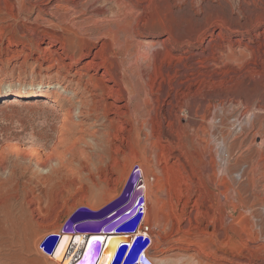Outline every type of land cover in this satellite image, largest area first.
I'll return each mask as SVG.
<instances>
[{
	"label": "bare ground",
	"instance_id": "1",
	"mask_svg": "<svg viewBox=\"0 0 264 264\" xmlns=\"http://www.w3.org/2000/svg\"><path fill=\"white\" fill-rule=\"evenodd\" d=\"M50 1L0 0V22L6 20V17L17 19L20 14H44L48 11ZM64 1L68 8H74L77 6L76 1L80 0ZM113 1L116 4L112 10V15L116 18L114 20H105L103 10L94 7L97 9L95 17L101 21L100 24L96 23L98 25L91 32L98 36L95 37V40L98 39L97 44H93V37L80 36L68 29L59 36L45 32L48 37L57 38V46L54 47L51 40L47 41L48 45L41 46L46 56L44 63L40 64L39 82L46 87H62L72 93V105L65 113L68 120L64 124L65 134L64 137L61 136V144L66 149L57 148L56 151V159L63 168L55 172L65 174L66 171L62 170L66 169L73 174L85 169L89 176L86 179L87 185H79L75 196L70 197L61 192L59 196H54L56 200L53 203L33 207L17 219H12V206L7 205L6 200L13 181L1 179L0 264H74L81 257L89 234L92 235L89 241L91 247L81 264H95L105 240L106 247L97 264H123L135 238L146 240L140 248V254L143 255L141 259L145 263L133 262L134 258H138L135 253L129 260H125V264H160L158 257L164 259L165 264H214L218 261L210 253V249L202 244L201 238L208 236L216 243L224 239L221 228H216L215 224L218 214L220 224H223L222 195L227 194L228 188L219 192V186L211 178L214 175L213 167L207 165L194 135L189 131H197L200 126L197 118L201 91L195 85L200 74L198 63L206 50L209 49L210 54L222 51L212 45L207 46L213 42L212 38L208 39L207 44H203L204 34L197 17L184 14L179 8L176 12H162L160 8L167 5L169 0H147L144 4H141L144 0ZM104 22L107 23L103 24ZM248 22L240 24L245 29L235 40L238 44L243 43L246 35L252 34L258 23L263 26L257 31V35L264 37V4L262 11H258L253 18L250 17ZM221 23L228 22L222 20ZM211 24L213 23L210 22L209 25ZM21 25L28 27L26 23ZM158 27L165 31V35L157 43L158 48H154V52L152 50V69L144 77L132 71L122 56L127 46L139 47L141 41L139 38L123 41L118 33L120 28H124L129 33L142 37L144 29L150 32ZM229 28L230 26L227 27L228 31ZM178 29L186 31L178 33ZM216 36L219 37L220 34ZM187 61H192L193 65V87H187L185 82L178 81L184 74L179 71L178 66ZM34 94L35 98H23ZM45 94L41 89L15 92L3 99L0 106L36 104ZM40 96L42 98H37ZM45 103L49 104V101L45 99ZM73 116L76 119H72ZM86 136L93 139L98 149L93 154L77 146L79 143L87 144ZM67 154L71 157L68 158ZM225 170L229 169L226 167ZM228 175L226 173L225 176ZM130 177L129 187L122 200L98 216L103 217L115 210L136 189L138 194L135 192L130 208L139 197L140 200L131 214H126L129 208L120 210L114 217L125 215L106 231H101V227L112 219L102 224L90 222L85 225L86 229L78 226V230H74V224L93 217L94 212L116 200ZM226 179L225 181L230 178ZM66 187L67 192L71 193L73 186L68 184ZM46 194L45 190L44 196ZM244 200L246 201V197ZM139 206L142 207L138 215ZM79 209L83 211L67 224L72 214ZM204 221L207 223L204 224ZM37 224L39 226L35 228ZM122 224L124 225L121 226ZM118 225L121 227L115 232L114 228ZM123 241L127 243L118 247L114 258L117 245ZM43 243L49 244V252L42 248ZM253 245L247 244L249 256H254L255 248L260 247L258 243ZM228 260L229 264H250L246 262L247 256L242 252L232 254Z\"/></svg>",
	"mask_w": 264,
	"mask_h": 264
},
{
	"label": "rangeland",
	"instance_id": "2",
	"mask_svg": "<svg viewBox=\"0 0 264 264\" xmlns=\"http://www.w3.org/2000/svg\"><path fill=\"white\" fill-rule=\"evenodd\" d=\"M82 1H76L78 7L68 8L64 0H51L47 6L49 12L39 15L33 12L28 16L20 14L17 19L6 17V20L0 22V102L15 92L36 89L46 92L45 97L36 104L0 106V180L13 181L9 187L11 190L6 193L7 205L12 206V219L19 218L23 212H29L33 207L53 203L56 200L54 196H59L61 192L73 197L78 194L76 189L79 185H87L86 179L89 174L85 169L73 174L66 169L62 171L69 172L67 174L55 172L63 168L56 159V151L57 148L66 149L65 145L61 144V140L65 134L64 124L68 122L65 113L72 105V93L63 90L62 87H46L38 79V73L41 72L40 64L44 63L46 56L41 46L48 45L49 40L53 41L54 47L57 46V38L48 37L45 32L59 36L68 29L80 36L93 37L91 39L93 44H97L98 39L95 40V37L98 36L91 34L92 29L98 25L96 23L101 22L95 17L94 12L97 10L95 8L100 7V10H103L102 16L105 20L116 19L115 15H112L114 12L112 10L116 7L113 0ZM146 1H142L141 4ZM168 2L163 8L159 6L162 12H176L179 8L184 14L197 17L204 34L203 44H207L208 39L212 38L213 42L207 46L212 45L222 51L210 54L208 49L198 63L200 74H198L199 81L195 85L199 92L201 91L197 118L200 126L197 131H189L194 135L207 165L213 167L214 175L211 178L215 179L219 192L224 190L223 188H228L227 194L222 195L223 224H220L219 214L216 224L220 225L215 224L216 228H221L224 239L216 243L211 237H202V244L206 245L210 253L217 258L218 261L214 264H229L228 258L237 252L247 256V263L264 264L262 259L264 258V37L257 35L263 24L258 23L252 34L244 37L242 44L235 41L245 29L240 27V24L248 22L250 17L253 18L258 11H262L263 0H169ZM222 20L228 23L222 24ZM210 22L213 24L209 25ZM23 23L28 27L22 26ZM228 26H230L229 31ZM120 29L118 34L121 40L139 38L141 41L139 47L127 46L129 49L125 48L122 56L132 71L145 77L152 69L151 53L158 48L159 40L165 35V31L160 27L150 32L144 29L141 32L142 37H137L124 28ZM183 31L186 30H177L178 33ZM218 33L219 37L216 36ZM191 64L192 61H187L182 66H178L179 71L184 73L178 81L185 82L187 87L194 86L191 82L194 75ZM35 97L34 94L23 98ZM45 99L49 104L45 103ZM74 117L72 119H76ZM85 140L86 145L79 143L77 146L85 152L88 151L89 154L98 150L91 137L86 136ZM67 157L70 158L71 155ZM80 159L85 161L84 158ZM226 167L228 171L225 170ZM226 173L229 175L225 176ZM226 177L230 179L227 180ZM68 184L73 186L71 193L66 190ZM45 190L46 196H44ZM0 219H2L1 215ZM206 223L207 221H204V224ZM38 226L39 224L35 228ZM257 243L260 247L255 248L254 256H249L247 244L252 246ZM158 262L165 264L161 257H158Z\"/></svg>",
	"mask_w": 264,
	"mask_h": 264
},
{
	"label": "water",
	"instance_id": "3",
	"mask_svg": "<svg viewBox=\"0 0 264 264\" xmlns=\"http://www.w3.org/2000/svg\"><path fill=\"white\" fill-rule=\"evenodd\" d=\"M130 180H131V177L128 179V181L126 182V184H125V186H124V188H123V190H122V193L120 194V196L116 199V200H114V201H112L111 203H109V204H107L106 206H104V207H102L101 209H99L98 211H96V212H94L93 214V217H91V218H87V220H84V221H82V222H79V223H76V224H74L73 225V227H74V230H78L77 229V227L78 226H82L81 228L82 229H86L85 228V225L86 224H88V223H90V222H98L99 224H102V223H104V222H106V221H108V220H110V219H112L110 222H108V223H106L104 226H102L101 227V231H106V229H108V228H110L114 223H116V221H118V220H120V219H122L123 218V216L125 215V214H123V215H120V216H118L117 218H115L116 216V214H118L119 212H120V210H125V209H127V208H129L127 211H126V214L127 213H129V214H131L132 213V211L134 210V207L136 206V204L138 203V201L140 200V197L138 198V200H137V202H136V204L133 206V207H131L130 208V203H131V201L133 200V198L135 197L134 195L137 193L136 192V189L134 190L133 189V191H132V193L130 194V196H129V198L127 199V201L126 202H124L122 205H120L119 207H117L115 210H113L112 212H110L109 214H107V215H105V216H103V217H99L98 215L99 214H101V213H106L107 211H108V209L110 208V207H114V205H115V203L117 204V203H119L120 202V200H122V198L124 197V195H125V193H126V191H127V189H128V187H129V184H130ZM136 192V193H135ZM138 194V193H137ZM83 210L82 209H79V210H77V211H75L73 214H72V216L69 218V220H68V222H67V224L69 223V222H71L72 220H74L81 212H82ZM97 216V217H96ZM115 216V217H114ZM136 217V216H135ZM96 218H99V219H96ZM113 218H115V219H113ZM95 219V220H94ZM130 221V220H129ZM128 221V222H129ZM66 224V225H67ZM124 224H126V223H124ZM124 224H122L121 226H123ZM120 225H118V226H116L115 228H114V230H116V229H119L120 227H121ZM92 233V232H91ZM91 236L92 235H90L89 234V237H88V239H87V242H86V244H85V247H84V249H83V251H82V254H81V257L74 263V264H81L82 262H83V260L85 259V255L89 252V249H90V247H91V244H89V241H90V239H91ZM115 238H119V237H115ZM135 240L133 241V243L135 244ZM44 243H45V240H44ZM41 244L42 245V248L46 251V252H49V250H48V245L49 244ZM127 243V241H123L122 243H119L118 245H117V248H116V250H115V253H114V258H115V256H116V251H117V249H118V247L120 248L121 246H123V244H126ZM105 247H106V240L104 241V243H103V246H102V249H101V251H100V253H99V255H98V257L95 259V264H97L98 262H99V260H100V258H101V255H102V253H103V251H104V249H105ZM135 251L136 250H134V252L132 251V250H128L127 251V254H126V256H125V259H124V263L123 264H125V260H129V258H131L132 256H133V254H135ZM137 254V255H136ZM136 256L135 257H138L137 259L136 258H134L135 260L133 261V262H137V261H139V262H143L142 261V256L143 255H141L140 254V250L138 251V252H136ZM123 255H124V252L121 254V257H123ZM131 261V262H132ZM143 263H145V262H143ZM128 264V263H127Z\"/></svg>",
	"mask_w": 264,
	"mask_h": 264
}]
</instances>
